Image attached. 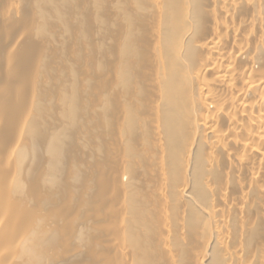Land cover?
<instances>
[{"label":"bare ground","instance_id":"1","mask_svg":"<svg viewBox=\"0 0 264 264\" xmlns=\"http://www.w3.org/2000/svg\"><path fill=\"white\" fill-rule=\"evenodd\" d=\"M0 264H264V0H0Z\"/></svg>","mask_w":264,"mask_h":264}]
</instances>
